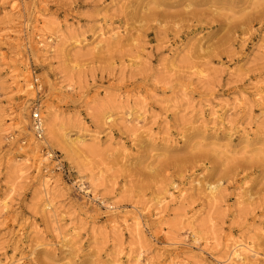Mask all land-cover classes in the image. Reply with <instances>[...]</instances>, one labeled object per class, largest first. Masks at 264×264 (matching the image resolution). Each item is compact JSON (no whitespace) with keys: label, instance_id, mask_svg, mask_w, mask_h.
I'll list each match as a JSON object with an SVG mask.
<instances>
[{"label":"rangeland","instance_id":"obj_1","mask_svg":"<svg viewBox=\"0 0 264 264\" xmlns=\"http://www.w3.org/2000/svg\"><path fill=\"white\" fill-rule=\"evenodd\" d=\"M32 72L44 124L47 104L57 116L45 143L30 128ZM145 207L138 233L133 221L109 227L114 209ZM192 230L219 261L192 246ZM231 239L264 264V0H0V264L126 263L139 252L141 264H225Z\"/></svg>","mask_w":264,"mask_h":264},{"label":"bare ground","instance_id":"obj_2","mask_svg":"<svg viewBox=\"0 0 264 264\" xmlns=\"http://www.w3.org/2000/svg\"><path fill=\"white\" fill-rule=\"evenodd\" d=\"M52 37L53 39H55L56 42L60 41V36L62 34V31L59 28H54V30L52 31ZM103 36V35H101ZM64 38V37H63ZM53 40H49V42H52ZM44 45H42L43 48ZM45 47V46H44ZM51 48V46L48 47V49L44 50L43 53L44 54H49L50 52H53V50L49 49ZM20 80L17 81V86H19V83L21 81L26 82V78L25 76L21 77L20 76ZM30 88V87H29ZM30 89H25L24 93H28ZM257 96V100L258 101H263L262 97H261V92H258L256 94ZM84 108L87 112V114H89V111H91V105H89L88 101L84 102ZM45 131H47V133L53 137L55 135V127H56V113L55 110L53 109V107L51 106V104H47L46 109H45ZM134 113L129 112L127 115V119L131 120L132 119V115ZM217 115L214 114V118ZM23 121L22 125L20 124V130L22 129H27L29 126V118L26 114L21 115L20 117ZM106 122H110V117L105 118ZM143 119L141 118V116L136 117V119H134V122H136V125H138L140 122H142ZM7 130H3V134L6 132ZM29 135V133H27ZM45 134V133H44ZM6 135V133L4 134ZM29 139L32 141V144H34V149L31 150L32 154H35V150L38 147V144L35 143L36 141L32 140V137H30V135L28 136ZM151 137V136H150ZM84 140H78L76 141V143L74 144V146H80L84 143ZM45 143V142H43ZM45 146V145H44ZM41 152V151H40ZM43 162V159H42ZM79 174H83L82 172H78ZM84 175V174H83ZM70 176L73 177L72 172H70ZM83 178V177H82ZM90 178V185L91 188L94 191H98V188L101 186L100 184L97 183L98 180L93 179L92 176L89 177ZM75 184L78 186V189L81 191H83L84 185L82 183H79L78 181H75ZM191 186V185H190ZM41 188H42V193L44 195L45 201H44V211L45 213L49 214L50 217L52 218V222L54 225L58 226L60 221L62 220V217H58L57 214V209L55 207V204H53L52 200L50 199V184L49 181L43 179L41 182ZM206 191V196L208 199H210V201H214L216 199V195L218 193V185L216 184H208L205 188ZM91 192V191H90ZM89 193V192H87ZM184 195V191L181 190L180 192H178V196L179 198H182ZM170 202H174L176 201V196H174L173 192L170 193ZM164 203V200L160 202V210L159 213L155 214V216H166V213L164 211V205L162 206V204ZM113 209V207H112ZM149 211V207H145L142 211H133V212H122L119 211L117 209H114V212L111 215V220L109 222V227L111 228V230H117V226H124V229L127 230L128 229V222L133 221L134 222V230L136 233H138L140 231V226H141V220L144 218L145 214ZM162 217V218H163ZM122 224V225H121ZM58 228V227H57ZM56 228V230H57ZM71 232L73 233V230H71ZM190 235H191V240H192V246L195 247H199L201 253H209L208 249H206V245H202L201 241L202 239L199 237L198 233L195 232L194 230L190 231ZM230 244L226 245V249H227V256L226 259L224 260L225 264H249L248 261L250 260H254L256 261V259L259 257V253L256 250L255 246L252 243L246 242V241H242V240H234L231 239L229 240ZM63 243H69V240L67 239V237H64L62 240ZM184 244L180 243V244H173L170 240H167L165 242V247L166 248H170L171 246H174L176 249L180 246H182ZM202 247V249H201ZM164 251L166 249H163ZM210 254V253H209ZM211 257H213L216 261H219L218 259L215 258V256L213 254H210ZM126 263L125 262H120V260H108L107 264H141L142 262H146L147 263V259H145V253L144 252H139L135 258L132 257V254H128L125 256ZM19 264V263H16ZM169 264H176L175 260H171V262Z\"/></svg>","mask_w":264,"mask_h":264},{"label":"built area","instance_id":"obj_3","mask_svg":"<svg viewBox=\"0 0 264 264\" xmlns=\"http://www.w3.org/2000/svg\"><path fill=\"white\" fill-rule=\"evenodd\" d=\"M30 88L33 90L36 96L35 103L30 110V128L35 140L42 143L44 140L45 133L44 120L41 114V101L43 97V89L40 79L38 78L35 72H32L31 74ZM41 154H43L42 157L44 159L49 160L53 164L55 172L60 173L62 177L66 178L68 181H72L73 178L70 176V171L65 168L63 162L56 153L52 152L46 147H43L41 150Z\"/></svg>","mask_w":264,"mask_h":264}]
</instances>
